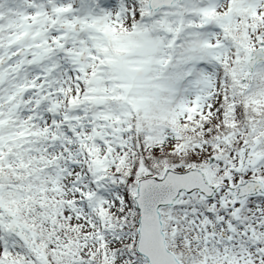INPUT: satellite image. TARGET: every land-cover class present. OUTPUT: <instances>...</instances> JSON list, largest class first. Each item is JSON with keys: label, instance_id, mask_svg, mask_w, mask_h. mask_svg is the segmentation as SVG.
I'll return each instance as SVG.
<instances>
[{"label": "snow or ice", "instance_id": "snow-or-ice-1", "mask_svg": "<svg viewBox=\"0 0 264 264\" xmlns=\"http://www.w3.org/2000/svg\"><path fill=\"white\" fill-rule=\"evenodd\" d=\"M0 264H264V0H0Z\"/></svg>", "mask_w": 264, "mask_h": 264}]
</instances>
